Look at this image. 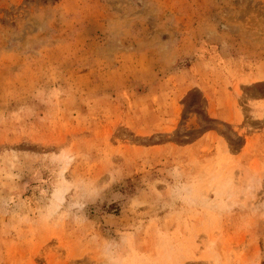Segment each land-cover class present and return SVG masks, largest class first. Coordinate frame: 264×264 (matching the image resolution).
I'll list each match as a JSON object with an SVG mask.
<instances>
[{
  "label": "rangeland",
  "instance_id": "374dc122",
  "mask_svg": "<svg viewBox=\"0 0 264 264\" xmlns=\"http://www.w3.org/2000/svg\"><path fill=\"white\" fill-rule=\"evenodd\" d=\"M264 264V0H0V264Z\"/></svg>",
  "mask_w": 264,
  "mask_h": 264
},
{
  "label": "crops",
  "instance_id": "0c3cea01",
  "mask_svg": "<svg viewBox=\"0 0 264 264\" xmlns=\"http://www.w3.org/2000/svg\"><path fill=\"white\" fill-rule=\"evenodd\" d=\"M259 264H262V261H260Z\"/></svg>",
  "mask_w": 264,
  "mask_h": 264
}]
</instances>
